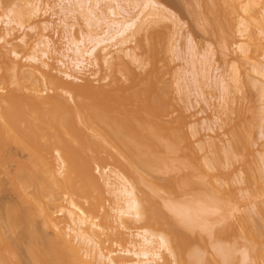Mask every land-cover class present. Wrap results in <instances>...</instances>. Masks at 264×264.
I'll return each mask as SVG.
<instances>
[{
    "label": "bare ground",
    "instance_id": "obj_1",
    "mask_svg": "<svg viewBox=\"0 0 264 264\" xmlns=\"http://www.w3.org/2000/svg\"><path fill=\"white\" fill-rule=\"evenodd\" d=\"M35 1L34 5L31 4L32 16H36L43 9V2ZM108 1L109 9L103 12V10H94L93 7L83 9L81 0H78V6L88 12L85 15L83 11L82 17L89 15V25L94 23L93 26L100 25L106 28L103 36L94 35L95 32L92 31L94 34H82L77 39L69 30L66 37L68 44L66 49L57 48L56 43L46 36H42L41 40L33 46L34 55L30 60L40 61L42 57L54 56L52 65L42 63L46 69L42 70V78L37 77L35 72L26 74L23 70L25 65H22L21 61L17 62L19 57L17 52L14 48H7L10 45L9 42L2 44L3 46L0 45V173H12L3 163L7 158L12 159L13 146L28 152L35 163L37 159L44 161L51 159V150L55 149L60 161L57 166L60 167L59 174L56 173L60 175L58 176L60 180L55 177V173L34 172L36 170L32 169L33 167L35 169L33 166L35 163L28 166L29 168L27 165L26 168L22 166L24 167L22 172H14L15 174L11 176L14 184L26 183L25 185L23 183L22 189L19 185L17 188L20 191L17 190L19 192L23 190L25 194L22 192V196L23 194L26 196L25 202L35 205V208L27 209L25 202H23L25 206L20 209L10 206L5 214L6 218L0 216L1 223L4 224L5 230L7 229L6 232L11 235L17 229L21 231L23 229L27 233L31 240V245H28L29 252L35 264H159L162 261L163 251L171 255L175 264H264V183L262 179L258 180L259 169H256V165L255 167L249 165L250 168L247 166L244 180L252 188V191L249 189L247 194L240 196L232 190L225 189L220 176L210 175L206 171V166L201 165L196 157V151L189 142V136L178 126L177 120L172 118V112L165 110L157 112L159 104L162 108H168L173 103L169 93H165L167 96L162 94L166 88L161 86V82L153 90L145 88L141 76L127 74V76L123 75L125 80L122 83L118 81L115 84L95 87L92 98L76 97L72 99L73 102H70L63 97V92H78L80 88L75 83L77 79L70 72L84 74L99 52L108 53L112 49L121 56L134 59V56L128 54L127 45L136 35L157 20L171 21L175 18V13L167 10L156 0ZM261 1L264 2V0H244L243 2L223 0L225 6L218 7L219 13L218 10L215 12L219 3H216L212 10L205 11L206 14L215 17L211 16L214 22L216 19L215 24L221 25L222 20L228 17L232 25L234 16L237 18L241 16L237 15V10L240 9L242 14L248 16L239 19L237 24L239 34L243 38L247 34L251 41L263 42L264 40H260L258 35L255 38L253 34H249L250 26L247 22L252 18L249 14L253 10L251 6L257 3L260 5ZM44 4L45 12L53 9L49 3ZM96 4L99 2L96 1ZM127 6H132L138 13L131 14ZM16 15L21 14L12 10L5 14L3 20L7 28L12 25L22 27L15 18ZM208 16L205 15L206 18H211ZM261 22H263V28ZM261 22L259 35L263 36V39L264 10ZM45 23L47 22L43 23L45 30H48L50 26H45ZM67 27L69 29V26ZM11 31L8 30V34ZM4 36L0 35V41L4 40ZM259 46L263 47L261 43ZM237 47L241 56L246 55L247 50L244 44L241 43ZM108 57H110L109 53L105 56L106 63ZM56 64L67 70L63 76L55 72ZM238 70L235 68L236 76L233 77V73L231 77V80L237 83L235 86H239L240 81L237 79L239 78ZM254 72L256 76H259L264 101V67ZM221 80L219 81L223 93H230L227 91L229 87L226 85V79L222 77ZM199 81H197L198 85ZM11 85L15 86L11 88ZM199 87L198 89L201 90ZM164 96L169 98L167 103ZM80 131L81 134H78ZM245 132L248 133V131ZM84 133L88 140L85 141L87 138L85 137L84 142H81L79 138L82 139V137L79 135L84 136ZM232 134L235 135L234 131ZM234 135H232L234 142L232 144L230 142L232 147L230 145V151L226 152L230 158L227 157V160L232 161L231 164L239 163V161L242 163L245 161L242 157L247 160L251 156L248 151L252 152V143H250L252 141L249 140V135L244 145L241 142L238 143L240 134L238 133L235 137ZM88 142L92 145L90 146ZM82 143L86 146V150ZM86 144L91 147V151ZM69 145H71L70 148H68ZM109 145L122 154L120 156H123L125 161L122 157L118 159L122 160L120 162L124 161L123 173L127 177L129 175L140 178V180L134 179L135 182L138 181L137 186L129 183L122 174L109 173V170L102 168L103 154L109 153ZM72 146L73 148L79 146V151L91 152L90 155L87 154L91 164L86 160L82 169H75L73 166L75 155L73 156L69 151L77 153L78 150H69ZM82 153L77 154L84 156ZM252 165L254 166L253 163ZM31 166L33 167L30 168ZM215 168L217 169L214 165ZM25 169L28 171L31 169V172L23 173ZM143 173L146 178L151 177L149 173H153L151 174L154 175L153 181L146 179ZM159 173L168 176L164 178L166 177L164 175L162 182L158 179L160 183L154 181L157 180ZM40 176L44 178H41L44 183L40 180ZM40 181L43 183L41 187L38 183ZM139 182L145 188L144 190ZM138 186L141 188L138 189ZM29 187L37 188H33V190L36 189L35 198L30 196L32 195L30 192L33 193V191ZM136 187L137 191L142 189L143 192H139L142 193V197H137ZM28 189L30 192H27ZM103 189L106 190L107 195L114 197L112 204L107 203ZM40 196L44 201H39ZM185 196L188 198H184ZM180 198H183L184 202L187 201L181 203ZM62 201H65L67 205L64 202L65 208L63 207L60 214L58 213L62 216L59 219L53 212L52 206L61 204ZM248 201L256 202V208L253 205L255 210L251 208L252 211L247 209L248 211L243 212V204ZM83 203H87L88 207L85 204L83 206ZM76 211L85 219L100 217L103 222L108 218L109 220H105L106 223L109 222V225L112 224L121 229L127 227L129 221L131 224L132 222L146 223L149 228L142 229L131 240H126L124 233L119 231L120 228H116L118 232L115 230V234L114 231L109 233V237L116 236V239L114 238L116 245L124 247L126 244L130 249L120 253L117 251L105 254L103 248L93 238L92 233H94V227H97L96 224L89 226L83 217L75 215ZM65 220L71 222L67 223L66 230L65 226L61 225V222ZM41 225L47 230L51 229L54 232V238H50L42 231ZM115 226L112 227L113 230ZM158 226H161L163 234L152 230ZM4 228L0 230L2 235L5 233ZM3 230L4 232H1ZM3 236L4 241L8 239V244L9 236L7 238ZM3 238L0 236V239ZM17 238L14 241L16 245H13V254H16L24 243L23 236ZM199 240L205 243L200 244ZM4 241H2L3 244ZM5 248L0 247V250L3 251ZM9 248L12 250V245ZM4 255L0 256V264H7L5 259L9 257L5 258ZM128 256L132 258L129 259Z\"/></svg>",
    "mask_w": 264,
    "mask_h": 264
},
{
    "label": "rangeland",
    "instance_id": "obj_2",
    "mask_svg": "<svg viewBox=\"0 0 264 264\" xmlns=\"http://www.w3.org/2000/svg\"><path fill=\"white\" fill-rule=\"evenodd\" d=\"M96 1H98L99 4H96ZM156 1L159 4L165 6L167 10L173 12V14L175 13L174 14L175 18L171 21L157 20L156 22L149 24L141 32H139L136 35V37L127 45L129 51L128 54L130 56H134V59H132L131 57H126L124 55L121 56L112 49L108 52L110 57H108L107 63L105 62V56H107L108 53L99 52L96 55V58L93 59L94 62H90L91 64H89V67L84 74L70 72V74H72L73 77L77 79L75 80V83L78 84L80 88L78 92L75 91L63 92V97L70 102H73L72 99L76 97H79L81 99L92 98L94 95L95 87L99 88L101 86L115 84L118 81H121L122 83L125 80V77H123V75L127 76V74L129 76H135V77L141 76L142 79L144 80L145 88H149V89H153L158 85L159 82H161L160 83L161 86L166 88L164 89L165 92L162 94L164 95H166L167 93L170 94L172 98L169 97V95L168 97L172 99L173 107L171 106L168 108L165 107L162 108L161 104H159L157 112L159 113L164 110L167 112H172L171 114L172 118L177 120L178 126L184 131V133H187V135L189 136L190 138L189 142H191L193 149L196 151V157L200 160L201 165H203L204 167L206 166V171L212 176H220V179L225 184L224 185L225 189L232 190L237 195L240 196L245 195L248 193L249 189L252 191V188L244 180L246 178L245 176H246L247 166L250 165L252 167H255L256 165V169L257 170L259 169L258 170L259 173L256 170V172L259 174L258 180L260 181L262 179V183H264V101L262 98L263 94L260 88L261 82L259 83V76H256L254 72L256 69H261L264 67V56H263L264 38L262 39L263 36L259 35L260 33L259 29H261V26L263 24V22L261 21L263 17L264 2L262 3L261 1L262 5L261 4L258 5L259 3H257L251 6L253 7V10L252 12L249 13L252 15V18H250L247 21L248 25L250 26L249 34H253L255 38H257L256 36L258 35V38H260V40L263 41V42L260 41L254 42L253 40L252 41L249 40L250 38L248 39L247 34H245L246 37L244 38L239 34L237 27L238 21L241 17L248 16L242 14V11L239 8L238 9L241 12L237 10L238 12L237 15L238 16L241 15V16L239 18L234 16L235 20L233 21L234 23L232 22V25L230 24L231 20H229L228 17L227 18L225 17L226 19L225 18L224 20L221 19L222 20L221 25L219 22H218L219 25L216 23L218 25L217 26L215 24L216 19L215 22L213 19L215 17L209 15L208 13L207 14L209 16L206 14L205 10L208 11L212 10V8H214L217 5L216 3H219V6L217 5L215 12H217L218 10L219 13L220 9H218V7L220 8L223 7V5L225 6L223 0H156ZM243 1L244 0H241V2ZM34 2L36 1L35 0H0V28H1L0 33H3L5 35L4 36L3 34H0L5 37L3 41H0V45L3 46L5 43L9 42L10 45H8L7 48L8 49L14 48V50L17 52L19 57H18V61L17 60L16 61L17 62L21 61L22 62L21 64L25 65L23 70H25L26 74H28V72H35L37 77L39 76L40 78H42V70L43 71L46 70L42 66V63L44 62L49 65H52L54 63L53 60L54 56L42 57L40 61L38 60L34 61L32 59L30 60V58L33 57L34 55V51L32 50V48L41 40L42 36H46L51 40H53L56 43L57 48L66 49L68 48L66 37L70 32L69 30L72 31V34H74V37L77 39L80 38L82 34L90 35V33L93 32H95V34L93 33L94 35L103 36L104 30H106L104 26L102 27L100 25L93 26L94 23L91 24L92 27L91 25H89L90 24V22L88 23L89 15L82 17L87 11L82 10L78 6V0H41V2H43L42 5L43 9L41 12H39L41 15L38 13L36 16H32L31 11L33 10L32 9L33 7L31 6V4H33ZM81 2L83 4V9L93 7L94 10H100V11L103 10V12L108 11L107 10V8L109 7L108 0H81ZM44 3L46 4L49 3V5H52L51 7H53V9L47 10L48 12H45L46 10L44 8L45 5ZM126 8L129 11L131 10L130 11L131 14L135 15L138 13L137 10L136 12L135 10H133L132 6L131 7L127 6ZM11 10L20 12L21 15L20 16L16 15L15 18H17L18 22L22 24V27L18 25H12L11 27L7 28L6 25L4 24V20H3L4 16ZM69 11L70 12L72 11V13L74 12L73 13L74 15H72V13H70ZM83 11L84 14L82 13ZM76 12L79 13L76 14ZM80 13H82L83 15ZM205 15L206 17L212 16L213 18L212 17L211 18L213 20L211 18H206ZM175 20L177 21L175 22ZM44 22H47L45 23V26L46 25L50 26L48 27V30H45L43 24ZM260 22H261V26L259 24ZM175 25H177L176 28ZM67 26H69V29ZM8 30H12L10 34H8ZM254 32H256L257 34ZM23 41L24 43H22ZM241 43L244 44L247 50V53L246 55L244 54V56L243 55L241 56V53L238 51V47H237ZM260 43L263 47L259 46ZM55 67H56L55 72L59 73L60 76H63L64 72H67V70L63 68L61 65L56 64ZM235 68L239 69L238 70L239 72H237V75L239 74L238 75L239 78L237 79L238 81L240 80L239 81V86L241 85L240 88L238 85L235 86L237 83L231 80L233 73H234L233 77L236 76L235 75L236 73L234 72ZM222 77L226 79L227 81L226 85H228L229 88L234 83V85L230 89L228 88L227 91H230V93L227 92V94L229 93L228 95L226 93L225 95L221 90L220 81H222L221 80ZM200 79L202 83H200L201 82L199 81ZM197 81H199L200 87ZM14 86L15 85H11L10 87L13 88ZM198 87L201 90H199ZM169 98L167 97L165 98L166 103H167V99ZM162 104L164 103L162 102ZM246 125L249 127H247ZM232 129H235L233 130L235 135L232 134L233 133ZM245 131H248V133ZM249 131L251 135L249 134ZM237 132L240 134L238 143L241 142L242 145H244V142L246 141V137L248 138L247 135H249L250 137L249 140L251 139L252 141L250 142L252 143L251 144L252 152L248 151V153H251V156L250 158H247V160L245 159V157H242L244 158L243 160H245L242 163L241 161L238 160L239 163L236 162L234 164H231L232 161L230 162L229 160L230 158L226 154V152L228 153L230 151L229 147L232 144V142H234L232 141L234 139V138L232 139V135H234L235 137L238 134ZM85 133L84 136L79 135L80 137H82V139L79 138L80 140H82L81 142H84L83 139H85V137L88 136L87 133H86L87 136H85ZM78 134H81V131ZM87 140L88 137L85 139V141ZM241 144H239V146ZM73 145L76 146L74 143ZM91 145L92 144H90V146ZM70 147L71 145H69L68 148ZM83 147L85 148L86 146L84 145ZM78 148L80 147L78 146ZM78 148L76 147L73 148L72 146V149L69 150H73V149L78 150ZM88 148L87 149L91 151V147L88 146ZM108 148H109L108 149L109 153L103 154L104 161L101 165L102 168L109 170V173L116 172L122 174L125 179L126 178L128 179L126 180L129 183L131 182L132 185L137 186L136 184L138 181L135 182L136 180L134 179L138 177L135 176L130 177L129 175L127 177V175L123 173L124 172L123 162L125 160L123 159V156H120L122 154L121 153L119 154L118 150L115 149L112 145H109ZM54 150L55 149L51 150V155H52L51 159H49L48 161L37 159V163H35L34 159H33L34 162L33 160H31L32 156L28 152L26 151L24 152V150H20L15 146L11 148L12 159L7 158V160L3 163V165L6 166L7 170L12 173H0V216L4 217L5 214H7V210L10 206L20 209L24 207L26 204L27 209L33 210V208H35V205L28 204L27 201L25 202V198H26V196L24 195L25 192L22 190V192H24L22 196V192H19L20 189L17 188L20 185L22 189L26 183L20 182V184L18 183L14 184L11 176L15 174L14 172H19V171L22 172L23 168L26 165L28 167L32 163H35L34 165L32 164L33 166H35V169L33 166H31L30 168L33 167L32 170H36L34 172L55 173V175L56 173L59 174L58 170L60 167L58 168L57 166H59L60 161L58 159V155L56 154V151ZM78 151L77 153L83 152L82 154L84 156H80L75 151L74 152L77 155L72 151L69 152L72 153L73 156L75 155V157L73 158L74 168L82 169L84 162H86V160L89 161V163L91 164V161L87 157V154L90 155L91 152L89 151L78 152ZM248 153H246V155ZM119 157L120 159L122 157V160L124 161L120 162L122 160L118 159ZM227 157L229 158L228 160ZM217 161H219V163ZM252 163L254 164V166L252 165ZM36 165L39 167H37ZM214 165L215 167H217V169L216 168L214 169ZM29 170L30 171L25 169L23 173L27 171L31 172V169ZM149 174L151 177L146 178L145 177L146 175L143 173L146 179H151L153 181L152 177L154 175L153 176L151 175L153 173H149ZM160 174L161 173L157 174L158 177L155 176L157 177L156 178L157 180L154 181L160 183L158 179L161 180L162 182L164 178L168 177L164 173H162L163 176L162 174L161 175ZM96 175L98 174L96 173ZM164 175L166 177H164ZM58 176L60 175H56L55 177L59 179ZM43 177L40 176V180ZM138 180H140V178H138ZM40 182H38L39 186L44 183L43 181H42L43 183ZM139 185L142 186L140 182ZM139 187L140 186H138V189ZM29 188L31 191H33V193H31L29 189L27 192H30V194L32 195L30 194L29 195L31 197L33 196L32 198H35L34 193L37 196L36 194L37 188L36 187H32V188L29 187ZM33 188L36 189L33 190ZM142 189L144 190L145 188L142 186ZM142 189H140V191H142ZM148 190L149 189H147V191ZM103 191H104V198L107 200V203L110 202L112 204L113 201L115 200L114 197L112 195H107L105 189H103ZM140 191L139 190L137 191V187H136V194L138 198L142 197V193H139ZM186 197L187 196H185L184 198ZM40 200L41 202L44 201V199L41 196L39 198V201ZM186 201L187 200H185V202ZM23 202H25V204ZM64 202L62 201L61 204L59 203L60 205L57 204L56 206L58 207H56L55 205L52 206L54 207L52 209L54 210L53 212L56 213L59 219H61L62 217L59 216L60 214L59 212L63 209V207L65 208V205H67L66 202L64 205ZM183 202L184 201H182L181 203ZM255 203L254 201L245 202V204H243L242 207L243 212L251 208L255 210L256 208ZM84 204L85 203H83V206ZM253 205L255 208L252 207ZM86 207H88V205H86ZM37 208L38 207H36V209ZM252 209L250 211H252ZM75 213H76L75 215L84 218V216H82L79 212L76 211ZM100 214H102V212ZM6 216L4 217V219L6 218ZM101 219L102 218L99 217V218L85 219V221L87 222V224H89V226L92 224H96L97 227H94L93 230L94 233H92L93 238L100 245V247L103 248L105 254H109V252H117V251H118L117 253H120L130 249L126 244L124 247L116 245V241H115L116 236L109 237V233H112L114 231L115 234V230H117L116 228H118V226L112 224L109 225L108 224L109 222L106 223L105 220H107L108 218L107 219L103 218L104 219L103 222L105 223H103ZM39 221L41 222L40 219ZM67 223L70 224L71 223L70 220H65L61 222L62 227L65 226L64 227L65 230H66V226L68 225ZM132 223L133 224H131V221H129L127 227L122 229L120 227H119L120 229L118 228L119 231L124 233L126 240L127 239L131 240L132 237L135 236L142 229L149 228V225H147L146 223L145 224L143 223L139 224L136 222H132ZM1 224L2 226L0 227V230L2 227L3 228L5 227L4 224L1 223L0 221V225ZM42 226L43 225H41L42 231H44L50 238H54V232H52L51 229L47 230V228H44V226L43 227ZM113 226H115L114 230H113L114 228ZM160 227L161 226H158L156 228L154 227V229L152 228V230H154L159 234H163L162 233L163 231ZM4 230L1 232H4ZM6 230H5L6 234L4 233L3 235H5L6 238L7 236H9V242L7 244L8 239L4 241L3 238L4 236L2 235V233H0L1 238H3L0 239L1 249H4L7 246L10 247L12 245L13 247L12 250H13L14 246L16 245L15 244L16 242L14 243V241H16V238L17 237L21 238V236H23L24 239V241L22 239L24 243L22 242L23 245L21 244L22 246L21 249L17 250L16 254H13L14 250L13 251L10 250L9 247H8L9 249L5 248V250H3L4 252L0 250L1 251L0 253L2 255L6 253L4 255L5 258L9 257L6 260L3 256V259H5L7 264H35L29 252L30 246L28 245H31L30 242L31 240L29 236H27V233H25L23 229L22 231L17 229L18 231L16 230L14 234L12 233L13 235L11 233H10L11 235H9V232H6ZM116 232H118V230ZM24 234H26L25 237ZM206 238L207 236L204 238V241ZM2 241H4V244ZM9 243L11 245H9ZM198 243L202 244L205 242L201 243L199 240ZM2 244H3V248L1 246ZM203 246L204 245H202V247ZM1 254L0 256H2ZM127 258L131 259L132 257L128 256ZM159 264H175V263L173 262V258L171 257V255H169L167 251H163L162 261Z\"/></svg>",
    "mask_w": 264,
    "mask_h": 264
}]
</instances>
